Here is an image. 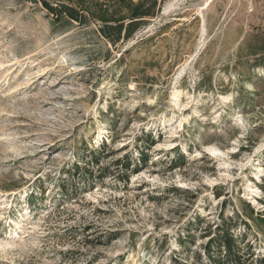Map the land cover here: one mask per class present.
<instances>
[{
	"label": "rangeland",
	"instance_id": "1",
	"mask_svg": "<svg viewBox=\"0 0 264 264\" xmlns=\"http://www.w3.org/2000/svg\"><path fill=\"white\" fill-rule=\"evenodd\" d=\"M35 1L0 0V264H172L201 216L181 253L194 264L224 200L226 216L239 199L264 211V66L241 50L264 32V0H168L116 47ZM143 132L152 163L130 185L62 194L90 150L114 152L101 168L137 157ZM250 224L263 259L264 227Z\"/></svg>",
	"mask_w": 264,
	"mask_h": 264
},
{
	"label": "trees",
	"instance_id": "2",
	"mask_svg": "<svg viewBox=\"0 0 264 264\" xmlns=\"http://www.w3.org/2000/svg\"><path fill=\"white\" fill-rule=\"evenodd\" d=\"M37 3L35 0H27ZM168 0H41L42 5L53 17L56 25L81 27H95V32L111 47L132 40L135 35L149 23V19L157 16L161 7ZM241 50L246 51L247 58L257 59L259 66H264V32L252 33L246 39ZM155 138L152 133L143 132L138 141V156L124 155L112 160L101 168L104 159L114 152L103 144L96 150H90L88 155L82 157V163L75 164L73 170L66 173L70 177L67 184L62 182L60 190L67 195L77 192L84 187L93 188L96 185H104L105 180L110 179L127 187L134 176L140 175L152 163L149 150L155 146ZM142 145V146H141ZM185 158L179 156L175 163L181 165ZM264 193V179L261 187ZM181 192L180 190H174ZM185 194H191L189 191ZM214 198L220 200L224 195L214 192ZM159 199V198H155ZM34 200V197H32ZM239 210H233L231 216H226L228 201L221 205L222 211L217 221L208 222L205 232L199 235L206 241L202 246V252L195 256L194 264H264V258L259 259L253 252V247L246 245L249 234L254 227H264V211H256V208L243 199H239ZM264 209V198L260 200ZM204 220L201 216H195L193 221L185 228L183 234H179L176 242L181 253H187L197 245V231ZM107 243L115 242L120 234H107ZM90 243H93L91 241ZM158 247L166 249L167 242L159 241ZM250 243V242H248ZM165 245V246H164ZM171 253H176L175 251ZM181 253L172 259V264H187L181 260ZM177 254V253H176ZM256 257V258H255Z\"/></svg>",
	"mask_w": 264,
	"mask_h": 264
}]
</instances>
